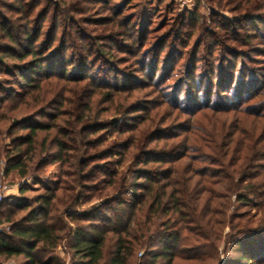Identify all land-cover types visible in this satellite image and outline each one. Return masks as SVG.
<instances>
[{
	"label": "trees",
	"instance_id": "obj_1",
	"mask_svg": "<svg viewBox=\"0 0 264 264\" xmlns=\"http://www.w3.org/2000/svg\"><path fill=\"white\" fill-rule=\"evenodd\" d=\"M83 1L95 0H58V3L0 0V73L18 75L13 84L29 88L26 96L31 94L29 92L40 93L42 88L41 81L33 82L31 76L57 74L58 66L63 61L68 62V50L80 56L82 62L90 57L91 42L86 43L87 37L75 27L80 23L70 18ZM246 2L249 5L244 15L231 23L234 27L228 40H239L235 24L241 21L264 23V0ZM48 17L49 24L45 28ZM225 26L224 30L229 33ZM247 34L246 43L252 36L257 38L255 33ZM58 36L64 45L62 50L54 47ZM216 43L221 70L224 73L228 69L231 78V70L237 67L235 58L242 53L225 43L220 35ZM68 69L66 64L60 72L62 78L67 77ZM8 81L7 77H0V90L11 96L0 99V165L5 163L4 175L15 171L26 178L49 162H62L66 169L63 180L47 187L33 204L11 207L0 200V223L10 224L9 232L0 230L1 252L7 257L22 255L29 264H53L52 254L65 239L66 247L73 251V264H100L105 250L110 257L107 264H130L138 253L144 262L148 259L144 264H156L159 259L172 264L177 258L217 260L228 226L227 245L231 243L236 254L241 256L229 255L225 262L264 264V170L248 172L251 168L264 169V143L260 145L264 140V123L260 121L264 114L254 115L249 109L251 105L243 109L245 114L259 118L252 121L251 129L242 127L235 119L234 130L239 136L234 142L232 156L229 160L221 158L231 153L227 150L211 161L219 165L223 173L214 181L217 174L212 169L197 172L189 165L166 167L161 171L149 169L152 162L162 164L164 159L145 154L143 145L148 134L134 131L136 128L128 125V114L112 119L110 126L109 120L107 126H104L105 121H92L91 127L85 129L90 134L107 131L106 139H98L96 143L88 144L84 140L86 131L80 130L74 147L68 146L66 133L51 140L48 137L40 139V132L51 130V127L44 123L34 125L31 117L19 111L9 113L21 110V104L31 107V102L17 100L11 106L9 100L16 99L18 93L10 91L12 88L6 86ZM112 88L115 93L109 101L123 93L115 85ZM33 100L38 102L39 96ZM115 122L117 127L111 131ZM14 130L26 132L14 135ZM131 131L137 136L133 140L129 136L124 139ZM115 132L117 135L113 134ZM158 136L165 138L163 134ZM110 137L113 138L108 139ZM49 142L55 143L53 147H49ZM69 152L75 153L70 155ZM187 171L198 175L199 179L192 183L193 176ZM215 184L225 191L224 195L214 190ZM24 190L21 188V192ZM251 198L259 200L262 218L256 227L244 231L245 225L234 224L229 211ZM84 204L89 206L79 211L77 208ZM20 212L26 213L19 215ZM243 233V237L236 239ZM41 251L45 252V259H38Z\"/></svg>",
	"mask_w": 264,
	"mask_h": 264
},
{
	"label": "rangeland",
	"instance_id": "obj_2",
	"mask_svg": "<svg viewBox=\"0 0 264 264\" xmlns=\"http://www.w3.org/2000/svg\"><path fill=\"white\" fill-rule=\"evenodd\" d=\"M51 1L58 3V0ZM100 1H83L77 6L78 10L70 15L71 19L80 23L75 27L87 37L86 43L91 42V53L86 62L80 61V56L68 50V62L63 61L58 66L57 74L31 76L33 82L41 81L42 88L40 93L29 92L31 94L28 96L29 88L13 84L18 80V75L0 73V77L9 79L6 86L12 88L10 91L18 93L16 99L12 97L9 100L11 106L17 100L31 102V107L21 104V110H10L9 113L19 111L31 117L34 125H49L51 130L40 132V139L48 137L51 140L66 133L67 144L72 147L76 145L78 130L86 131L84 140L88 144L106 139L107 131L92 135L85 130L91 127L92 121H105L104 126H107L109 120L110 126L112 119L128 114V125L136 128L134 131L148 134L149 138L143 145L145 154L164 159L162 164L152 162L149 169L161 171L166 167L189 165L197 172L215 170L217 175L214 181H218L223 175L220 173L222 168L211 164V161L227 153V150L231 153L221 158L229 160L232 156L234 142L239 136L234 130L235 119L242 127L251 129L252 121L259 118L245 114L243 109L251 105L249 109L253 114H264V23L255 20L235 24L239 40L231 41L228 40L234 27L231 23L235 22L236 17L244 15L249 5L246 0ZM51 14L52 11L49 17ZM49 17L46 18L45 28L49 24ZM127 21H130L128 26ZM224 25L229 33L224 30ZM249 32L255 33L253 35L257 38L252 36L246 43ZM218 35L242 53L235 58L237 67L231 70V78L228 69L224 73L221 70L216 43ZM56 46H59V50L64 46L59 36L54 44ZM66 64L68 74L62 78L60 72ZM114 85L123 93L109 101L115 93ZM0 96L2 100L5 96L11 97L1 90ZM36 96H39L38 102L33 100ZM260 121L264 123L263 118ZM6 127L3 126L4 129ZM111 127L113 131L117 127L116 122ZM25 132L14 130V135ZM113 134L117 135V132ZM160 134L165 138H160ZM128 136L133 140L137 135L131 131L124 135V139ZM263 143L264 140L260 145ZM54 144L49 142V147ZM69 153L72 155L75 152ZM4 169L5 163L1 162L0 183L11 189L5 191L0 200L11 207H21L33 204L47 187L58 185L63 180L66 166L62 162H49L26 178H21L15 171L6 176ZM259 170L264 169L251 168L248 172ZM188 174L193 176L192 183L199 179L198 175ZM21 188L25 190L21 192ZM213 188L224 195L225 191L219 184L213 185ZM87 206L84 204L77 209L80 211ZM25 213L20 212L19 215ZM230 214L234 217V224L245 225L246 231L260 222L261 204L259 200L251 198L246 204L231 207ZM3 229L9 232L10 224L0 223V230ZM229 232L227 226L220 243L219 259L184 261L177 258L172 264H227L225 259L229 255L240 257L241 254H236L231 243L227 245L225 238ZM1 251L0 248V264H29L22 255L7 257ZM45 255V252H39L38 259H45ZM52 255L53 264H73V251L66 247L65 239ZM109 258L105 250L100 264H107ZM141 258L138 253L130 264L148 261L146 258L144 262ZM165 263V260L159 259L156 264Z\"/></svg>",
	"mask_w": 264,
	"mask_h": 264
},
{
	"label": "built area",
	"instance_id": "obj_3",
	"mask_svg": "<svg viewBox=\"0 0 264 264\" xmlns=\"http://www.w3.org/2000/svg\"><path fill=\"white\" fill-rule=\"evenodd\" d=\"M11 188L3 183H0V199L3 197V193Z\"/></svg>",
	"mask_w": 264,
	"mask_h": 264
}]
</instances>
